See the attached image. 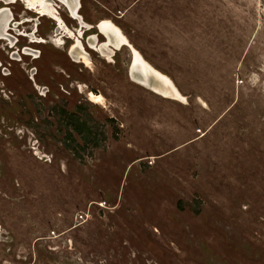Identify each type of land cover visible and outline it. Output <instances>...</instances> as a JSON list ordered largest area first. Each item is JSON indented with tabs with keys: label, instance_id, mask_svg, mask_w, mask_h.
Instances as JSON below:
<instances>
[{
	"label": "rangeland",
	"instance_id": "374dc122",
	"mask_svg": "<svg viewBox=\"0 0 264 264\" xmlns=\"http://www.w3.org/2000/svg\"><path fill=\"white\" fill-rule=\"evenodd\" d=\"M7 7L44 42H0V264H264V0H81L130 44L85 33L89 66ZM131 47L184 101L133 81Z\"/></svg>",
	"mask_w": 264,
	"mask_h": 264
},
{
	"label": "flooded vegetation",
	"instance_id": "af4514ba",
	"mask_svg": "<svg viewBox=\"0 0 264 264\" xmlns=\"http://www.w3.org/2000/svg\"><path fill=\"white\" fill-rule=\"evenodd\" d=\"M29 1H30V3H29ZM18 2H20L24 5L25 10H27L28 12H31L33 14H36L38 16V18L46 17V18H48V19H50L56 23V29L55 30H56V32H58V35L61 36V37H59V39L56 40L59 42V45L63 44L62 43L63 38H67V39L74 41L72 46H70L68 49V54H69V57L71 59H73V61H75V62H80V63L85 64V65H86V62H88V61L91 62L90 55L87 52V50H85L86 48H85V45L83 44L82 41L84 40L85 33L90 32L92 30H97V33L88 34L86 37L87 38L86 44L90 50L96 51L99 54H102L103 57L110 59L112 57V55L115 53V51H119L123 48V46H122L121 48L117 49L115 46H113L109 43V40L112 39V36H111L112 32L110 30H108L106 28V26L103 24L105 22H108L109 20H102V21H100L101 23L99 22L98 24H95V25L89 24L88 22L85 21L84 17L82 15H80L81 14L80 13L81 0H60V1L59 0H26V1L25 0H9V1L8 0H0V3H2L4 5V6L0 7V42H2V41L6 42L7 46H9V48L11 49V53L13 56H15L17 52H20V51L23 52V51H29L30 50V48L27 46H21V47L18 46L20 43L19 39H21V38L29 39V41L32 44L44 42V41H42V39H40V40L37 39V37H36L37 30L32 34H24V32L22 33L20 31V26H22L25 23H29L30 19H25L23 21H21L20 18L17 19L15 17L14 13L12 12V10L9 7H7L9 5L16 4ZM78 2H79V4H78ZM57 3L61 4V6H63L67 10L69 17L77 23V28L75 30L70 29L68 27V25L65 23V21L60 17L59 12H58L59 7H58ZM73 4H74V6H73ZM66 6H68V7H66ZM8 16H9V18H8ZM7 18H8V20H6ZM8 26H10V27H8ZM36 27H37V25H36ZM62 35H64V36H62ZM99 36H103L105 41L100 42L98 40ZM15 49H17V52H14ZM86 53H88V54H86ZM0 67H2L1 64H0ZM92 95H93V93H90V95H89L90 100H91Z\"/></svg>",
	"mask_w": 264,
	"mask_h": 264
},
{
	"label": "bare ground",
	"instance_id": "6f19581e",
	"mask_svg": "<svg viewBox=\"0 0 264 264\" xmlns=\"http://www.w3.org/2000/svg\"><path fill=\"white\" fill-rule=\"evenodd\" d=\"M9 1V0H8ZM26 1V0H25ZM60 1V0H59ZM46 2V1H45ZM30 3V1H29ZM28 4V3H27ZM32 4V3H31ZM79 4V2H78ZM39 5V4H38ZM27 6V5H26ZM69 6V5H68ZM66 6V7H68ZM74 6V4H73ZM76 7V6H75ZM81 7V6H80ZM31 8V7H30ZM34 8V7H33ZM45 9V8H44ZM75 9V8H74ZM77 9V8H76ZM53 12V11H52ZM70 12V11H69ZM79 12V11H78ZM42 14V13H41ZM80 14V13H79ZM78 14V15H79ZM10 15V14H9ZM47 15V14H46ZM58 15V14H57ZM81 15V14H80ZM9 18V16H8ZM8 18L6 20H8ZM61 19V18H60ZM83 19V18H82ZM59 21V20H58ZM57 21V22H58ZM63 21V20H62ZM7 22V21H6ZM10 22V21H9ZM61 22V21H60ZM84 22V21H83ZM64 23V22H63ZM101 23V22H100ZM62 24V23H61ZM65 24V23H64ZM108 30H110L112 39L109 40V43L115 46L117 49L122 46L130 45L124 34L120 29L111 21L103 23ZM6 25V24H5ZM63 25V24H62ZM82 25V24H81ZM66 26V25H65ZM102 26V25H101ZM10 27V26H8ZM6 29V28H5ZM64 30V29H63ZM68 30V29H67ZM83 30V29H82ZM60 31V30H59ZM76 33V32H75ZM7 34V33H6ZM80 35V34H79ZM78 35V36H79ZM103 35V34H102ZM59 36V35H58ZM64 36V35H62ZM71 36V35H70ZM69 36V37H70ZM76 37V36H75ZM91 37V36H90ZM61 39V38H60ZM43 41V40H42ZM81 41V40H80ZM76 42V41H75ZM63 43V42H62ZM79 44V43H78ZM132 48V47H131ZM96 49V48H95ZM86 50V49H85ZM82 51V50H81ZM133 52V65L131 69V78L133 81L147 87L148 89L156 92L157 94L164 96L170 99H177L184 101V98L180 95L178 89L175 87L173 82L165 75L161 74L157 70L153 69L137 52L132 48ZM88 54V53H86ZM110 54V53H109ZM102 55V54H101ZM82 57V56H81ZM78 58V57H77ZM108 59V58H106ZM81 61V60H80ZM82 62V61H81ZM90 61L86 62V65L89 66ZM85 65V64H84ZM93 68V67H92ZM104 98L102 95H96L94 97V102L102 106ZM104 105V104H103Z\"/></svg>",
	"mask_w": 264,
	"mask_h": 264
},
{
	"label": "trees",
	"instance_id": "16d2710c",
	"mask_svg": "<svg viewBox=\"0 0 264 264\" xmlns=\"http://www.w3.org/2000/svg\"><path fill=\"white\" fill-rule=\"evenodd\" d=\"M62 114L64 115L63 112ZM64 122L65 124H68L69 127H72L73 130L80 131V129H78V126H80V124L76 122V118L74 116H68Z\"/></svg>",
	"mask_w": 264,
	"mask_h": 264
},
{
	"label": "water",
	"instance_id": "95a60500",
	"mask_svg": "<svg viewBox=\"0 0 264 264\" xmlns=\"http://www.w3.org/2000/svg\"><path fill=\"white\" fill-rule=\"evenodd\" d=\"M132 65H133V62H132V64H131V67H130V70H129L130 77H131V69H132Z\"/></svg>",
	"mask_w": 264,
	"mask_h": 264
}]
</instances>
